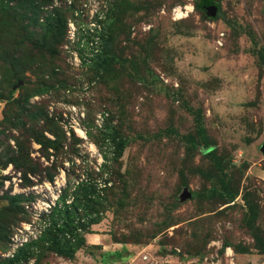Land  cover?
<instances>
[{"label": "rangeland", "instance_id": "rangeland-1", "mask_svg": "<svg viewBox=\"0 0 264 264\" xmlns=\"http://www.w3.org/2000/svg\"><path fill=\"white\" fill-rule=\"evenodd\" d=\"M263 143L264 0H0V264H98L94 234L110 264H264ZM80 184L118 195L66 258L36 241Z\"/></svg>", "mask_w": 264, "mask_h": 264}, {"label": "trees", "instance_id": "trees-1", "mask_svg": "<svg viewBox=\"0 0 264 264\" xmlns=\"http://www.w3.org/2000/svg\"><path fill=\"white\" fill-rule=\"evenodd\" d=\"M107 62L108 59L106 57L100 56L94 62V68H104ZM42 90L43 88H40L37 91L40 92ZM42 143L49 148H59L55 139L45 138ZM124 145L125 140L119 139L115 146L114 158L118 157L123 150ZM111 174H114V171H108V176ZM103 181L104 184H106L108 179ZM115 189V187H108L107 185L96 188L95 185H91L89 187L87 185L85 186L80 184L75 189L72 205L65 203V193L60 195L59 199L62 201V204L61 206H55L52 209L49 224L36 243L43 246V249L46 251L62 257L73 258L76 251L85 246L86 242L84 232L87 231L86 227L83 224H79L78 219H75L76 217L79 218L78 215L81 214H76L77 209L82 207L86 213H88V211H94L97 216L102 209L108 207L111 200L117 197L118 192ZM22 197L23 195L21 194L14 195L10 196L9 200L16 203ZM31 245L32 244L30 242L20 246L12 256L4 260V264H21L23 262H27L28 256L32 255ZM115 257H118L117 254H115Z\"/></svg>", "mask_w": 264, "mask_h": 264}, {"label": "crops", "instance_id": "crops-1", "mask_svg": "<svg viewBox=\"0 0 264 264\" xmlns=\"http://www.w3.org/2000/svg\"><path fill=\"white\" fill-rule=\"evenodd\" d=\"M88 239H90L89 244L93 245V248H98V245H101L100 250L102 251L103 254L100 255V258H102V259H100L98 264H110V263H112L113 259L121 258V257L124 258V256H125L124 252L128 251L127 248L122 243H116V242H113L112 240H109V239L107 240L106 238H104L100 235L94 234V235L90 236V238H88ZM79 252L80 251H77V254ZM115 254H117L118 257H115ZM85 259H87V258L85 257ZM90 259L92 261H94L91 257H90ZM75 262H76L75 264H87L82 259H79L78 261L75 260ZM139 264H142V262Z\"/></svg>", "mask_w": 264, "mask_h": 264}, {"label": "built area", "instance_id": "built-area-1", "mask_svg": "<svg viewBox=\"0 0 264 264\" xmlns=\"http://www.w3.org/2000/svg\"><path fill=\"white\" fill-rule=\"evenodd\" d=\"M178 10H180V7L179 8H177ZM91 19H93V17L91 18ZM147 28H149V26H147ZM71 29L72 30H74V27L73 26H71ZM94 53H96V50H94ZM89 54H85V56L83 57V59L86 61V62H88L89 61V59H88V57L90 56H88ZM14 253V252H13ZM13 253L11 254V256L13 255ZM147 256L146 255H144L143 256V258H146ZM219 263V260H217V261H215V260H213V258L211 259H209L208 260V258L206 257V258H204V261H203V263L202 264H218ZM117 264H131V261L129 260V261H121V262H118Z\"/></svg>", "mask_w": 264, "mask_h": 264}, {"label": "water", "instance_id": "water-1", "mask_svg": "<svg viewBox=\"0 0 264 264\" xmlns=\"http://www.w3.org/2000/svg\"><path fill=\"white\" fill-rule=\"evenodd\" d=\"M205 10H206L208 15L214 16L216 14V11H217V6L213 3H211L205 7ZM261 150L264 152V143L261 145Z\"/></svg>", "mask_w": 264, "mask_h": 264}]
</instances>
